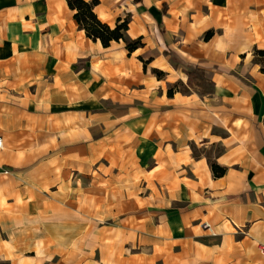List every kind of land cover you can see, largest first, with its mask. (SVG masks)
Returning a JSON list of instances; mask_svg holds the SVG:
<instances>
[{
    "label": "crops",
    "instance_id": "1",
    "mask_svg": "<svg viewBox=\"0 0 264 264\" xmlns=\"http://www.w3.org/2000/svg\"><path fill=\"white\" fill-rule=\"evenodd\" d=\"M93 11L142 46L103 47L67 0H0V264H55L34 236L66 234L67 172L98 174L100 123L110 188L137 186L110 203L139 204L110 212V264H264V0Z\"/></svg>",
    "mask_w": 264,
    "mask_h": 264
},
{
    "label": "rangeland",
    "instance_id": "2",
    "mask_svg": "<svg viewBox=\"0 0 264 264\" xmlns=\"http://www.w3.org/2000/svg\"><path fill=\"white\" fill-rule=\"evenodd\" d=\"M202 78L199 75L193 81L199 83ZM105 108L110 109L106 106ZM98 133L100 154L105 152L98 161L100 171L98 174L93 173V178H91V172L83 171L78 174L74 171L67 172L65 187L68 196L67 214L65 219H61L62 222L66 221L67 232L60 236L35 235L34 238L41 240V242H37L39 243L36 256L38 259L44 258L43 251H51L50 255L45 258L51 262L54 261L55 264L63 259L64 263L62 264H110V212L113 211L115 215H118L139 205L126 201L110 203V190H114L112 193L115 200H119L123 198L124 193L130 194L136 191L137 186L134 185V182L132 185L133 180L130 178L123 177L114 179L116 183L114 189L110 188V171L104 167L110 161V154H108V152L110 153V139H107L110 126L100 123ZM124 198H127L126 195ZM80 209H82V216L78 215ZM58 221L52 220V223L58 225ZM30 226L31 224L27 225V227ZM46 237L49 238V242ZM59 249L65 251L63 256L58 252Z\"/></svg>",
    "mask_w": 264,
    "mask_h": 264
},
{
    "label": "trees",
    "instance_id": "3",
    "mask_svg": "<svg viewBox=\"0 0 264 264\" xmlns=\"http://www.w3.org/2000/svg\"><path fill=\"white\" fill-rule=\"evenodd\" d=\"M97 3L98 0H67L69 8L75 10L73 14L74 19L84 29L86 36L92 40H99L103 47H108L114 41H123L124 48L128 54L142 46L140 37L130 38L127 36L128 21L126 19L122 21L118 20L114 26L102 22L93 11ZM209 35L210 31H207L204 34V38L207 39ZM156 73L158 74L157 71ZM171 93V89H168V94L170 95ZM211 167L215 176H221L225 171L223 167L214 163L211 164Z\"/></svg>",
    "mask_w": 264,
    "mask_h": 264
},
{
    "label": "built area",
    "instance_id": "4",
    "mask_svg": "<svg viewBox=\"0 0 264 264\" xmlns=\"http://www.w3.org/2000/svg\"><path fill=\"white\" fill-rule=\"evenodd\" d=\"M3 148V139H2V137L0 136V149H2ZM202 227L205 229V230H208V231H210L211 233H212V230H211V226H210V224L209 223H207V222H204L203 224H202ZM259 252L264 256V245H259Z\"/></svg>",
    "mask_w": 264,
    "mask_h": 264
}]
</instances>
